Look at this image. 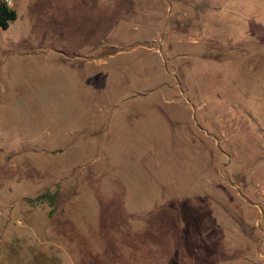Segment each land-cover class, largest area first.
<instances>
[{
    "label": "rangeland",
    "instance_id": "obj_1",
    "mask_svg": "<svg viewBox=\"0 0 264 264\" xmlns=\"http://www.w3.org/2000/svg\"><path fill=\"white\" fill-rule=\"evenodd\" d=\"M13 1L0 264H264V0Z\"/></svg>",
    "mask_w": 264,
    "mask_h": 264
},
{
    "label": "trees",
    "instance_id": "obj_2",
    "mask_svg": "<svg viewBox=\"0 0 264 264\" xmlns=\"http://www.w3.org/2000/svg\"><path fill=\"white\" fill-rule=\"evenodd\" d=\"M16 12L11 7H7L5 5L0 4V27L7 28L8 23L10 21L15 20ZM54 194L50 192H43L35 196L34 198H30L29 202H42L44 199H48L51 209L49 213H52L54 207Z\"/></svg>",
    "mask_w": 264,
    "mask_h": 264
},
{
    "label": "crops",
    "instance_id": "obj_3",
    "mask_svg": "<svg viewBox=\"0 0 264 264\" xmlns=\"http://www.w3.org/2000/svg\"><path fill=\"white\" fill-rule=\"evenodd\" d=\"M15 2L16 1H13V9L15 10V12H16V14H17V11H16V8H15ZM261 192L262 193H264V190H261ZM262 203H263V201H262ZM252 204H250L249 206H251ZM253 205L254 206H256L258 209H259V211H261V208L256 204V203H253ZM261 216H264V213L261 211ZM261 241H262V245H264V239H261ZM260 241V242H261ZM262 256V258L264 259V250H263V252H262V254H261ZM228 257L230 258V257H232V259H233V261H230L231 262V264H235V254H232L231 256H230V253H229V255H228ZM263 263H264V260H263Z\"/></svg>",
    "mask_w": 264,
    "mask_h": 264
},
{
    "label": "built area",
    "instance_id": "obj_4",
    "mask_svg": "<svg viewBox=\"0 0 264 264\" xmlns=\"http://www.w3.org/2000/svg\"><path fill=\"white\" fill-rule=\"evenodd\" d=\"M0 4L5 5L7 7H12L13 0H0Z\"/></svg>",
    "mask_w": 264,
    "mask_h": 264
}]
</instances>
